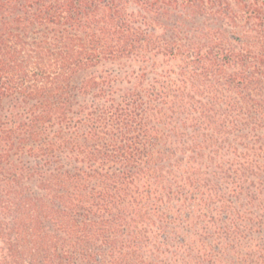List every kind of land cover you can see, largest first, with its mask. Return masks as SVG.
Here are the masks:
<instances>
[{
	"label": "trees",
	"instance_id": "trees-1",
	"mask_svg": "<svg viewBox=\"0 0 264 264\" xmlns=\"http://www.w3.org/2000/svg\"><path fill=\"white\" fill-rule=\"evenodd\" d=\"M134 1L0 0V264H264V34Z\"/></svg>",
	"mask_w": 264,
	"mask_h": 264
},
{
	"label": "rangeland",
	"instance_id": "rangeland-1",
	"mask_svg": "<svg viewBox=\"0 0 264 264\" xmlns=\"http://www.w3.org/2000/svg\"><path fill=\"white\" fill-rule=\"evenodd\" d=\"M151 1L153 2L154 0H148V2ZM161 6L160 8L155 7L157 8V13L154 16L157 17L159 23L168 27H164V25L157 27V33L159 34L169 35L170 31L168 29L171 30L173 24L184 21L188 26V30L193 33L220 30L222 34L238 36L242 41L239 49L242 50L244 55L249 42H256L253 45L255 47L253 49L260 50V53L263 49L260 46L262 42L260 36L264 34V0H207L204 3L200 1L197 5L188 9L169 7L167 8L168 12L164 11L165 8L163 6L165 4H161ZM124 8L129 13L134 12L135 14L139 12L141 14L138 17L139 23L145 22V17L148 18V15H151L145 12L144 8L134 0H126ZM260 47L261 49H259ZM262 67L263 65L258 66V68Z\"/></svg>",
	"mask_w": 264,
	"mask_h": 264
}]
</instances>
